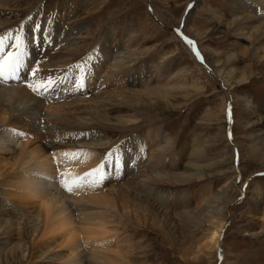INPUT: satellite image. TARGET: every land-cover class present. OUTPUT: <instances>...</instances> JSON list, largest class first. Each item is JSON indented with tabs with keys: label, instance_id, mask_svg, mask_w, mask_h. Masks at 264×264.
Returning <instances> with one entry per match:
<instances>
[{
	"label": "rangeland",
	"instance_id": "obj_1",
	"mask_svg": "<svg viewBox=\"0 0 264 264\" xmlns=\"http://www.w3.org/2000/svg\"><path fill=\"white\" fill-rule=\"evenodd\" d=\"M9 1L7 11L0 16L1 20L4 19L7 23V28L0 32L15 31L23 25L27 36L35 24L39 23L42 32H46L49 37V44H44L41 39L40 46L26 39L28 46L34 45L31 52L35 57L36 55L39 57L33 58L32 62L28 57V63L34 65L37 59L46 63L53 58L54 61L59 62L61 59H66L64 56H68L69 66L80 63L87 68L90 65L89 56L99 57L100 61H105L103 64L105 65L106 61H109L118 50L124 59L130 61L128 68L132 71V75H135V78L141 77L142 85L144 83L164 85L165 89L163 87L160 91L151 89V93L150 91L147 95L145 93L144 97L147 100L152 98L150 100L152 104L146 102L143 104L142 99L136 104L133 99L137 97H131L129 98L130 104H120L107 111L106 124L98 123L99 126L95 127L90 134L95 138H88L87 142L111 144L118 155H121L130 144L140 146L145 141L148 145L154 142L159 152H166L170 158L177 156V162L180 161L183 165L188 158L190 161L195 160V156L190 153L192 148L202 150L201 159H204V162H201L202 165L218 162L221 160L220 157L225 161L226 167L224 166L221 173H218L219 175L214 169V173L207 175L208 177L205 176L201 179L202 181H193L185 185L168 183L166 186L163 184L151 186L148 185L149 180L144 178L151 177L152 172L155 171L149 168L146 174L139 173L134 167L136 157H138L135 154L136 150L127 153L126 157H123V162L128 165L129 171L123 172L121 169L116 185H119V189L124 192L130 190L126 193L133 196L135 202L139 203L137 206L140 208V204H143L148 211L145 213L141 208L132 209L134 211L132 220L121 221L115 228L119 239L114 245L122 244L120 251L129 249L125 242L132 245L133 250L130 248L127 252L130 264H221L224 256L223 246L221 245L222 247L216 250L219 253H216L204 247L202 239L206 237L213 222L221 219L224 211L222 208H226L230 198L223 197L220 203L213 205L214 209L207 207L197 211L200 217L196 221H191L186 217L184 211L187 209L184 206L187 202L191 204L189 209L200 205L201 200L205 201L210 198L222 184L231 178L232 174L235 173L238 179L242 165L246 173L260 168L264 170V130L261 132L263 134H259L258 130V119L263 115L262 107L264 106V55L261 59H257L253 55L256 41L239 40L234 29L228 24L235 4L239 6L240 2L246 0H196L194 4L192 0H148L162 15L171 19L164 26L157 25L158 21H154L155 18L146 0ZM191 4V8H188ZM184 18L186 21L183 36L192 41L201 63L192 52L185 48L177 34L171 31V28H175V22H181ZM66 32L70 33L69 39L77 37L78 39L71 46L72 50L64 55V52L59 49L70 44L69 39H64ZM125 43L127 47H121ZM44 47L56 53L49 51V54H45ZM212 60L218 61L217 69ZM218 70L222 76L217 72ZM64 73H60L59 76L67 75L66 82L57 83L50 94H59V89L64 86L66 89L77 90L71 82L78 73L74 69ZM216 73L223 81L228 79L231 83L240 82L238 87L231 90V95L238 97L236 103L230 106L231 111L228 101L230 95L225 93L226 89L222 82L215 78ZM89 74H91L90 71H87L81 91L94 87ZM167 79L169 83L165 84ZM149 80H153V84ZM242 80L245 82L242 83ZM162 90L167 91L163 93ZM46 96L47 93L41 95L42 99ZM223 96L226 101L221 108ZM246 102L250 110L245 112L244 103ZM249 114H251L250 122H245ZM128 120H134V125L125 124ZM42 123L44 122L37 125L40 131L47 127ZM229 139L234 140L240 149L239 156ZM103 150L101 159L106 156V149ZM188 152L189 155H186ZM146 158L147 155H143L139 161L140 164L145 163ZM237 158L238 162L234 168ZM230 159L232 165L229 164ZM160 162H165V159H161ZM166 163L169 161L167 160ZM134 176L141 177L137 180H143L146 183L145 189L138 188L134 191V187H131ZM236 180L233 183L231 202L242 198ZM249 182L253 183L252 189L256 188L255 195L251 196L252 199L258 197L256 201L259 205H254L255 202L250 200L243 201L236 210L234 226L227 224L228 230L223 232L220 241L221 244H225L227 264H264V230L258 238L244 236L245 233H257L263 224L261 216L264 215V171L250 175L246 179V186ZM147 187L155 188L159 195L154 197L155 193L147 192L149 190ZM163 192L166 194L162 196ZM139 198L140 202H138ZM153 199H157L158 203ZM5 204L6 202L0 199V227L9 221L19 222L18 216L12 218L8 214L1 213ZM143 220L145 223H141L144 222ZM3 238L4 236L0 235V264H7L8 261H11V264L13 262L14 264H47L38 259L28 260L25 263L20 258V252L13 255L15 259H6L4 254L12 245L19 243V240L13 237L7 244ZM19 244H22L21 249L25 248V254H27L29 250L27 240L22 239ZM57 249H55L54 256L59 258L64 259L69 253L67 250L59 252ZM48 264H61V262L55 261Z\"/></svg>",
	"mask_w": 264,
	"mask_h": 264
},
{
	"label": "bare ground",
	"instance_id": "obj_2",
	"mask_svg": "<svg viewBox=\"0 0 264 264\" xmlns=\"http://www.w3.org/2000/svg\"><path fill=\"white\" fill-rule=\"evenodd\" d=\"M194 1L196 0H192V3ZM9 2V0H0V16L3 12L5 13L7 11ZM146 2L150 11L153 13V17L155 18L154 21H158L157 25H167L165 23H168L171 19L168 16L162 15L155 5L152 6L148 0H146ZM235 5L233 12L231 14L229 13L228 24L234 29V33H236L239 40L246 42L250 40L256 41L253 55L256 56L257 59H261L262 55H264V0H246L240 2L239 6L237 3ZM1 19L2 18H0V31L7 28V23L4 19ZM185 19L186 18L181 22L177 21V23L174 21L175 28H171V31L177 34L185 48L192 52L193 55L197 57L198 62L201 63L193 43L189 45L187 43L188 39L183 36ZM27 30L26 27V31ZM0 34L3 33L0 32ZM69 35L70 33L66 32L64 39H69ZM77 39L78 37L70 38V44H66V46L59 50L64 52V55L68 54L67 52L72 50L71 46H73ZM125 45L126 43L121 47H127ZM33 46H28L25 52V56L27 57L25 60L26 64H30L27 62L28 57H30V62L34 60L33 58H39L37 55L35 57L33 52H31V48L34 49ZM49 51L56 53V51L52 49L47 50L45 48V54H49ZM115 53L112 58H108L109 61H106L107 63L105 65H103L105 61H100V59H98L99 57L88 59L90 65L87 66L86 69L91 73L89 77L94 87L90 90H79L80 93L78 90L75 91V89L71 88L66 89V86H64L59 89V94L47 93L46 98L42 99L41 95H35L27 87L25 81L28 77H26L24 69H21V79L19 81L0 82V199L6 202V204L3 205L1 213L8 214V216L12 218L18 216L19 221L15 223L10 221L6 222L4 226L0 227V235L4 236L3 239L7 244L13 237H16L19 243L22 239H26L29 249L28 253L25 254L26 249H21L22 244H14L4 254L6 259H15L13 255L16 253L19 254L20 252V258L25 263H27L28 260L38 259L42 262L45 261L47 264L55 261L61 262V264H130L127 252L130 251L129 249L132 245L125 242L127 247L129 246V249L127 248L126 251H120L119 248L121 249L123 245H114L118 243L119 239L118 232L115 228L119 226L121 221L127 222L128 220H132V212H134L132 209L137 210L141 208V210H144L146 213L148 208L143 204H140L139 208V206H137L139 203H136L137 201L135 202L133 196L126 193L127 191L130 192V190L126 192L120 190L119 185H116V180L120 178L121 169L123 172L129 171L128 165L123 162V157L125 158L126 154L131 151L133 152L134 149L136 150V156H138L136 157L137 159L134 166L136 170L139 173H147L149 168L155 171L152 172L153 175H151V177L144 178L145 180H149V184H147L151 186L157 184L166 186L168 183L185 185L193 181H202L201 179L205 176L214 173V169L217 174L221 173L220 171L224 169L225 161L222 157H220L221 160H218V162L202 165L201 162H204V159H201L203 152L200 149L196 150L197 148H192L190 150V153L195 156V160L190 161L188 158V161L183 165L180 161L177 162V156H175V158H170V155L166 154V152H159V148L157 146V148H155L154 142L148 145L145 141L140 146L130 144L126 150L124 149L125 151L121 155H118L115 149L113 150L111 144H106L105 142H87L88 138H95V136H91L90 134L95 127L99 126L98 123L104 122V124H106L107 111L120 104H130L129 98L131 97H137L134 98L137 99L136 101L133 99L136 104L141 102V99L143 104H152L150 101L152 98H148L147 100V98L144 97L145 93L147 95V92L151 89H153V91H160L164 88V85L160 86L161 84L149 85L144 83L142 85L141 83H143V80L141 77L135 78V75H132V71L129 70L128 67L130 66L128 65L130 61L124 59L121 54L118 53V50L115 51ZM57 54H59V52ZM64 57L66 59H61L59 62L54 61L53 58L46 63H42L37 59L42 76L47 77L50 74L55 80L57 77L61 78L59 76L60 73L63 74L65 72L64 74H66V71L70 70V66L68 65L70 61L69 58L67 59L68 56ZM212 62H214L213 65L217 69L218 61L215 62L212 60ZM89 68L91 69L89 70ZM217 72L220 74L219 70ZM218 73H216V75L214 74V76L217 80L222 82L223 87L226 89L225 93L230 95L228 101L229 110L231 111L233 103L235 104L238 98L236 95H231V90L233 91L238 87L240 82L231 83L228 79L223 81L220 77L221 74L219 75ZM149 81L152 83L153 80ZM156 82H158V80ZM241 82L243 83L245 80ZM164 83H169L168 79L167 82ZM162 91L164 93V91L167 90ZM151 92L152 91H150V93ZM71 94H74L71 96L74 97L73 99H69L71 98L69 96ZM223 97L224 98H221V108L226 101L225 96ZM244 104L245 112L250 110L248 103L246 102ZM262 113V117L258 119L259 134H263L261 132L264 130V106L262 107ZM104 116L106 118H104ZM250 116L251 114L246 116L245 122L251 119ZM41 122H44L42 124L47 126L43 131H40V127L38 128L37 126L38 123ZM253 123L252 121V124ZM57 124L61 127H57L59 126ZM125 124L128 126L134 125V120H128ZM17 133H24V135H17ZM229 141H231V139H229ZM231 143L235 146L237 156H239L238 153L240 149L237 144L234 140H232ZM134 146H136V148ZM103 149H106V156H104L105 158L107 157V159H101V154L104 151ZM76 150H82L88 155L81 156L77 160H70L62 155L64 152H74ZM109 152L113 154L108 156ZM143 155H147V158L145 163L140 164L139 161ZM186 155H189V152ZM161 159H165V162L161 163ZM167 160L169 163H166ZM237 162L238 158L234 162V168H236ZM101 164H103V168L101 172L95 174V179L99 180L100 177L103 176L102 182L94 186L85 184L83 187L74 189L71 193L67 192L61 186L60 179L62 177L60 173L67 171L71 176L83 175L85 172ZM229 164L232 165L231 159ZM117 166H119V172L116 170ZM57 169H59V172ZM259 171L261 172L264 170L260 168L246 173L247 171L242 165L239 169L238 179L234 173L226 183L222 184V186L211 195L210 198H206L207 200L205 201L201 200L202 204L200 203V205L192 209H189L191 207L189 202L184 206V208L187 209L184 211L186 217L191 221H196L200 217L197 211H201V209L207 207L214 209L213 205L220 203L223 197L230 198L227 201L226 208H222L224 211L221 219L213 222L206 237L203 236L204 240L202 239L204 247L214 252L218 250L221 245L223 246L224 256L221 264H227L228 260L227 253L224 250L225 244H221L220 241L223 237V232L228 227L227 224L230 223V226L234 224L236 220V210L243 201L246 200L255 202L253 203L254 205H259L256 201L258 197L252 199L251 196L256 193V188L252 189L253 183L249 182L247 186L245 183L250 175ZM207 172H209V174ZM140 178V176H134L132 179L133 185L131 184V187H134V191L138 188L142 190L145 189L146 183L143 180H137ZM235 180L238 184L239 193H242V198L239 201L231 202L230 200H232L231 197L233 196V183ZM150 188L151 187H147V189H149L147 192L155 193L154 197L159 195V192L155 190V188ZM164 194L166 193H161L162 196ZM140 198L138 202H140ZM153 201L157 202V199H153ZM148 219L150 220L149 216ZM261 219L263 223L261 229L254 234L245 233L244 236L260 237L264 230L263 214ZM143 221L144 222L141 223H145V220ZM131 224L132 223H130V225ZM157 227L159 226L157 225ZM55 249L59 252L67 250L69 253L62 259L54 256L56 252ZM131 249L133 250V247ZM217 252L219 253V251H216V253ZM10 262L11 261H8L7 264ZM12 264H14V262Z\"/></svg>",
	"mask_w": 264,
	"mask_h": 264
},
{
	"label": "snow or ice",
	"instance_id": "obj_3",
	"mask_svg": "<svg viewBox=\"0 0 264 264\" xmlns=\"http://www.w3.org/2000/svg\"><path fill=\"white\" fill-rule=\"evenodd\" d=\"M191 7V5L189 6ZM31 19V17H28ZM24 26L21 25L17 30H8L3 34H0V82L7 81H19L21 79L20 72L21 69L25 70V75L28 77L26 79L27 87L35 95H43L45 93H50L56 86L57 83H65L67 75L58 79H53L49 74L47 77L40 75L39 62L33 64H26L25 52L27 50L28 44L25 42L26 39L30 40L36 46H40L41 39L44 44L49 43V37L46 32H42L39 23L30 30V33L26 36L24 32ZM189 45L192 41L188 40ZM11 49V50H9ZM199 57V54L197 53ZM91 59V57H89ZM74 69L78 75L72 81L73 87L80 90L84 87V81L87 75V69L80 63L70 66V70ZM17 135H24V133H17ZM113 153L109 152L108 156ZM64 157L70 160H77L81 156H87L82 150H76L74 152H64L62 154ZM55 159V157H54ZM107 159V157L105 158ZM103 164L97 165L96 168L85 172L83 175L71 176L67 171L60 173L61 186L69 193L73 192L74 189L83 187L85 184L89 186H94L97 183L102 182L103 176L99 180L95 179V174L101 172ZM117 172H119V166H117ZM59 172V169H57Z\"/></svg>",
	"mask_w": 264,
	"mask_h": 264
}]
</instances>
